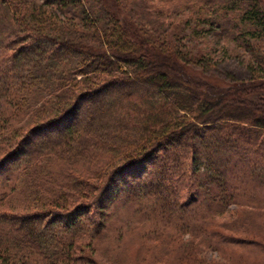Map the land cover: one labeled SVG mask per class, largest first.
I'll list each match as a JSON object with an SVG mask.
<instances>
[{"label": "trees", "instance_id": "obj_1", "mask_svg": "<svg viewBox=\"0 0 264 264\" xmlns=\"http://www.w3.org/2000/svg\"><path fill=\"white\" fill-rule=\"evenodd\" d=\"M173 14L243 49L248 78L153 25ZM261 195L264 0H0V264H108L121 212L160 249L138 263L180 240L170 261L192 264L185 235L262 251Z\"/></svg>", "mask_w": 264, "mask_h": 264}, {"label": "rangeland", "instance_id": "obj_2", "mask_svg": "<svg viewBox=\"0 0 264 264\" xmlns=\"http://www.w3.org/2000/svg\"><path fill=\"white\" fill-rule=\"evenodd\" d=\"M32 3H45L46 0H30ZM142 6L137 7L133 12L137 16H142V18H147V11L143 9ZM50 12L55 15L59 20H64L65 14L61 9L55 8L54 6L50 9ZM69 16L73 17V20L76 19L74 10L68 9ZM183 18V17H182ZM181 19L180 14H173L169 19L162 22L154 20V26L166 29H175L179 31L178 35V44L184 49H194L201 48V52L204 53V66L206 71L210 74L225 78L229 81L236 80H245L248 78V66L253 64L251 57L241 48H236L234 43L226 40L225 38L215 39L210 31L202 30V24L194 26L191 23H183L182 25L178 23ZM183 27V28H182ZM259 191V190H258ZM260 192V191H259ZM260 201L264 202V195L259 197ZM258 203H254L256 205ZM264 208V204L259 203ZM252 207V205H250ZM249 207V206H248ZM246 209H249V208ZM230 209L237 210L236 215L240 214L237 208L234 205L230 206ZM136 216L137 212L135 213ZM132 213L130 212H121L118 215L115 224L121 225L122 231H120L116 238L120 246L114 248L111 251L103 250L104 245L98 250V255L102 261H106L108 264H143L138 263L141 256L146 252L142 247L143 242H153L151 239L154 235H151L149 222L144 223V225H137L135 221L138 219L131 217ZM228 219L230 216L223 215L219 219ZM234 218V215H232ZM252 219L257 222H261V225L264 226V209L257 207L255 212L252 213ZM127 226H132L127 227ZM127 228V230H124ZM264 230V229H263ZM148 231V232H147ZM157 235V234H156ZM155 235V236H156ZM261 239L264 241V233L261 232ZM163 235L159 238H162ZM181 240L185 243V249H191L194 254H198L195 257H192V261L189 263L192 264H264V250L260 251L253 248H242L239 246L224 245L225 247L220 248H195L193 245L189 246L187 239L188 236L185 235ZM112 238L104 241H110V245H114V242L111 241ZM103 241V242H104ZM264 243V242H263ZM180 240H177V244L174 246V249H170L163 257L164 263L160 262L159 264H174L175 260L170 261L179 251ZM149 254L158 253L160 249L158 247L146 246ZM140 255V256H139ZM180 261V260H178ZM178 261L175 263L177 264Z\"/></svg>", "mask_w": 264, "mask_h": 264}]
</instances>
